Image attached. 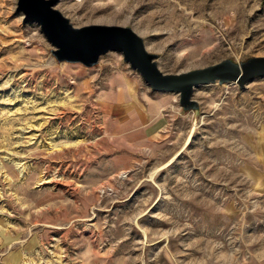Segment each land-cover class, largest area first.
<instances>
[{"label": "rangeland", "instance_id": "rangeland-1", "mask_svg": "<svg viewBox=\"0 0 264 264\" xmlns=\"http://www.w3.org/2000/svg\"><path fill=\"white\" fill-rule=\"evenodd\" d=\"M17 4L0 0V264H264V77L200 85L190 111L150 89L165 109L149 134L146 107L131 119L110 93L142 80L121 54L59 62ZM55 8L132 28L166 74L264 57V0Z\"/></svg>", "mask_w": 264, "mask_h": 264}, {"label": "water", "instance_id": "water-1", "mask_svg": "<svg viewBox=\"0 0 264 264\" xmlns=\"http://www.w3.org/2000/svg\"><path fill=\"white\" fill-rule=\"evenodd\" d=\"M56 4L57 0H18L16 12L22 14L24 24L40 26L54 47L52 54L57 61L93 68L101 57L119 53L153 91L177 94L186 111L199 108L193 96L200 85L236 83L244 89L251 80L264 77V57L241 64L225 60L202 69L166 74L158 66V56L147 50L144 39L132 28L105 25L76 28L55 8Z\"/></svg>", "mask_w": 264, "mask_h": 264}, {"label": "crops", "instance_id": "crops-1", "mask_svg": "<svg viewBox=\"0 0 264 264\" xmlns=\"http://www.w3.org/2000/svg\"><path fill=\"white\" fill-rule=\"evenodd\" d=\"M109 86L110 93H114L112 98L115 101V105L118 109L127 111L131 119L135 120L136 117L139 119L143 117L145 114L143 112V107H146V115L148 114L150 118L154 119V121L146 127L149 134H151L152 127H156L163 121V118L159 117V113L165 109L164 102L158 100L154 96L152 97V94L148 91L151 88L143 79L132 78L126 74L114 75L110 79ZM152 92L159 93L153 90Z\"/></svg>", "mask_w": 264, "mask_h": 264}, {"label": "bare ground", "instance_id": "bare-ground-1", "mask_svg": "<svg viewBox=\"0 0 264 264\" xmlns=\"http://www.w3.org/2000/svg\"><path fill=\"white\" fill-rule=\"evenodd\" d=\"M178 154H179V153H178ZM178 154H177V155H178ZM177 155L171 160V162L177 157ZM171 162H170V163H171Z\"/></svg>", "mask_w": 264, "mask_h": 264}]
</instances>
